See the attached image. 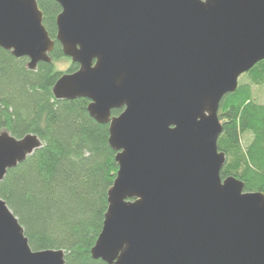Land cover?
<instances>
[{
    "label": "water",
    "instance_id": "1",
    "mask_svg": "<svg viewBox=\"0 0 264 264\" xmlns=\"http://www.w3.org/2000/svg\"><path fill=\"white\" fill-rule=\"evenodd\" d=\"M79 65L53 87L109 124L117 176L91 249L107 264H264V193L222 178V99L264 60V0H55ZM37 0H0V47L35 69L55 42ZM113 110H122L112 116ZM0 133V181L41 146ZM0 264H65L33 251L0 198Z\"/></svg>",
    "mask_w": 264,
    "mask_h": 264
},
{
    "label": "trees",
    "instance_id": "2",
    "mask_svg": "<svg viewBox=\"0 0 264 264\" xmlns=\"http://www.w3.org/2000/svg\"><path fill=\"white\" fill-rule=\"evenodd\" d=\"M43 23L55 45L51 62L35 69L0 47V133L20 139L35 134L41 146L7 171L0 181L3 199L25 230L33 251L63 250L65 264H107L91 249L102 231L108 195L117 176V151L109 142V124L88 112L89 99H57L53 87L79 65L57 40L55 0H37ZM68 62L60 68L62 61ZM243 75V74H242ZM264 60L240 80L220 103L225 154L222 178L244 182L245 191L264 193ZM122 110H113L117 116Z\"/></svg>",
    "mask_w": 264,
    "mask_h": 264
},
{
    "label": "rangeland",
    "instance_id": "3",
    "mask_svg": "<svg viewBox=\"0 0 264 264\" xmlns=\"http://www.w3.org/2000/svg\"><path fill=\"white\" fill-rule=\"evenodd\" d=\"M60 68H66L68 66V62H66V60L59 65ZM244 77V74L240 76V80ZM264 92H260V94H262Z\"/></svg>",
    "mask_w": 264,
    "mask_h": 264
},
{
    "label": "flooded vegetation",
    "instance_id": "4",
    "mask_svg": "<svg viewBox=\"0 0 264 264\" xmlns=\"http://www.w3.org/2000/svg\"><path fill=\"white\" fill-rule=\"evenodd\" d=\"M113 112V111H112Z\"/></svg>",
    "mask_w": 264,
    "mask_h": 264
}]
</instances>
